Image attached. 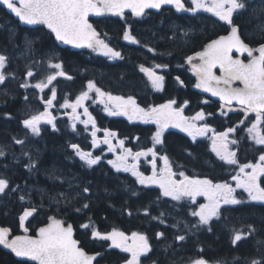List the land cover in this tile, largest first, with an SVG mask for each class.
I'll return each instance as SVG.
<instances>
[{"label": "trees", "instance_id": "obj_1", "mask_svg": "<svg viewBox=\"0 0 264 264\" xmlns=\"http://www.w3.org/2000/svg\"><path fill=\"white\" fill-rule=\"evenodd\" d=\"M6 17L11 16L0 8V19ZM203 20H205L203 17L196 19L185 13L176 14L171 8H162L158 13L149 12L146 19L136 18L131 14H123L119 17L105 16L92 19V25L98 30V37L112 36L109 44L113 53L109 51L106 55H99L90 49L75 51L69 47H59L51 32L44 28L33 31L38 42L32 45V49L38 53L47 49L59 54V61L67 76L57 79L53 86L65 98L77 97L92 86L106 93L130 94L145 110L149 106L173 101L178 106L183 105L187 116L202 111L205 115L202 122L216 130L234 125L236 130L231 136L232 147L236 150V168H239L240 165L252 161L257 153L264 151V148L250 138L246 129L255 115H245L246 121L240 112L224 116L219 112L218 102L211 101L194 88L195 76L188 65V58L226 28L212 19H209L208 24ZM197 22L200 25H197ZM23 28H14L11 39L7 37L5 29H0V51H8L13 44L19 43L20 35L25 33ZM127 30H130L134 38L133 44H128L125 40ZM240 30L247 39L242 27ZM150 33L158 35L152 36ZM248 33L250 35L249 31ZM254 35L255 37L248 39L264 41V30H258ZM142 42L149 44L152 50L139 47ZM151 63L163 68L165 87L162 91L151 88L142 71L144 65ZM94 92L90 94L94 96ZM22 93L18 88L16 102L9 101L8 105L0 107L2 145L10 142L13 137L26 134L22 126V108L25 105L21 101ZM90 109L98 126L117 131L130 145L132 138L136 137L142 141L139 146L152 147L151 137L156 132L154 124L130 123L123 118L111 117L102 112L99 106ZM256 129L260 131V136L264 137V114L259 115ZM83 134L85 133L80 129L74 132L70 130L68 123L60 118L56 119L53 126L47 123L39 139H33L34 143L44 151L38 170H28L20 164L6 176L8 182L5 191L10 190L13 185L34 181L46 188L47 192L51 189L53 192L63 193V196H57L55 199L59 201V205L43 204L36 200L35 205L38 210L29 221L30 234H35L36 227L47 222L48 217L62 216L64 206H71L70 213L64 216L75 227L74 236L79 240L81 247L96 255L95 264H120L126 258V254L120 250L110 248L107 240L92 236L93 230L107 232L111 227L125 233L135 231L147 235L150 249L142 257V264H181L184 260L189 261V258L199 257L208 261H220L234 256L239 258L240 264H264V204L243 203L240 206L229 207L224 211L221 221L212 223L213 231L210 234L205 230L196 234L183 231L184 241L157 239L155 230L160 226L150 219L159 215L157 205L160 204L162 208L159 210L164 211L163 213L171 218L184 217L185 212L174 214L173 206H170L171 203L167 198L160 196L158 188L144 187L138 194L131 196V193L128 194L122 188L121 180L125 177L124 174L120 173L118 176L112 170H106V167L84 168L79 162H64V157L70 155L69 144L79 142L85 146L89 143L84 139ZM61 135L65 136L64 141L61 140ZM160 143V152L170 161L182 164L188 171L195 170L199 176L217 181L222 179L223 170H234V166L225 165L216 158L206 139L193 140L184 132L170 128L162 133ZM52 164L61 168L64 166L65 175L78 177L79 185L70 190L63 181L52 182L43 177V170L47 171V167ZM142 169L146 171L147 168ZM127 180L133 183L131 178L128 177ZM262 181L264 184V177ZM157 198L159 200L155 201ZM24 205L13 195L0 198V227L7 228L12 235L18 233V216ZM77 207L81 209L80 214L72 211ZM144 210H148L147 215L144 214ZM168 221L171 222L170 218ZM228 223L251 228V235L232 247L226 228ZM178 231L174 230L173 234H177ZM162 233L165 237L172 236V232L168 229L163 228ZM257 240H260L258 245L255 243ZM0 264L36 263L18 259L4 245H0Z\"/></svg>", "mask_w": 264, "mask_h": 264}, {"label": "rangeland", "instance_id": "obj_2", "mask_svg": "<svg viewBox=\"0 0 264 264\" xmlns=\"http://www.w3.org/2000/svg\"><path fill=\"white\" fill-rule=\"evenodd\" d=\"M236 2V0H219V3L223 4L220 10L227 12L229 9L233 8ZM192 3L196 9H203L204 7H209L211 9L215 8V2L213 3V1L192 0ZM254 18L257 19L256 17ZM0 28L5 29L4 31H6L7 37L9 36L11 39L14 28L9 26L5 28L3 25L0 26ZM258 30H264V24L262 27L255 24L254 27L251 28V31L255 33H257ZM150 34L152 36L158 35L155 33ZM125 35L127 43L133 44L134 38L132 37L130 30L125 31ZM27 40L23 42V47H25V50H30L28 55H35L36 51L32 49V41ZM110 41H112L111 35H107L106 37H97L94 47L92 46L90 50L99 55H106L109 51L110 53H113L110 49ZM17 45L20 46L21 44L17 43ZM147 45L149 44L142 42L139 44V47H145L152 50V47ZM15 54L21 56L18 52H15ZM34 57L35 58H32L31 56L28 58H21L19 61H15L13 65L10 64L17 72L19 71L23 74L20 83L25 85V89L22 96L25 95L28 102V104L25 103V106L22 108V126L25 127L26 134L25 136L22 135L20 137L11 138L10 142L5 145L0 143V181L7 184L8 179L6 176L10 175L11 170L20 164L28 170H38L39 161L42 158L44 151L40 149V146L37 145V143H34L33 139L37 137V134L33 128L36 127L31 128L30 125L36 126L39 123L45 125L43 123L44 121L48 122V119L54 118L50 116L51 111L56 110V112H60V110L65 108L66 111L71 114L76 113V111L79 113V117L69 115L70 117H66V119H64L68 125L71 126V130L75 131V127L78 128V126L81 125L84 127L80 128L81 132H84L85 136L88 137V135L91 136L93 132H98L97 129L92 132L94 122L93 114L90 108L92 106H99L102 112L110 116L123 118L130 123H140L144 125L154 124L156 126V132L151 137L152 147L150 148L139 146L142 144V141L134 137L132 138L133 140L131 141V145L127 143L125 140L126 138L123 139L125 145L122 152L117 149L115 151L117 154L113 152L110 156H107L110 154L108 150H102L101 152V158H105L104 160L109 163L110 168L115 174L118 176L120 173L125 175V177L121 180V183L123 184L122 188L125 192L128 194L131 193V196H135L144 187H157L160 191V196L162 195L161 197L167 198L168 202H171L170 206H173L172 211L174 214L181 211L185 212L184 217L177 218L178 216H176L171 218L165 215L163 213L164 211L159 210L162 208L160 204H156L159 215L150 217V219L154 220L157 225L160 226L159 228H156L155 233L160 232L163 228L168 229L172 232V236L169 237L166 235L165 237L164 235H161V238L163 240H177L183 238L181 233L185 230L190 234H195L201 230L210 229L214 218L219 217L218 210H220L221 206V204L218 203V207H215L214 203L223 200L221 199L222 196H220L219 192L224 190L227 185H213L202 176H199L195 171H188L182 164L173 163L160 152L161 135L165 130L170 128H174L191 135V138L194 140L206 137L205 133H207V130L202 122L204 118L203 116L195 119L192 117L186 118L178 110L179 107L175 104H173V109H170L169 113L162 111L157 113V108H161L164 104L149 106L148 109L145 110L143 106L136 102L134 96L130 94L106 93L97 90L92 86H89L88 90L72 99L63 97L62 94L54 86H52V88H49L47 91V98L43 99L49 100L52 104L43 105L42 100H38V98L40 99L41 97L38 95L34 96L32 92L34 91L38 93L40 90L39 86L44 87L48 80L54 76H57V79L61 78L59 76L63 71V66L56 53H45L41 57H37L36 55ZM188 61L195 62V59L190 57ZM1 65L3 66L4 64ZM161 68L162 67L154 63L147 66L144 65L142 67V71L146 75L148 84L155 91H161L163 87V74L161 73ZM149 70H152L157 74L156 79L148 74ZM26 73H28L31 77L28 80L23 78ZM93 91H95L94 96L90 94ZM32 96H34L33 99ZM220 109L221 110H219V112L223 115L237 110L227 107H221ZM39 113L41 115H39ZM198 114L201 113L198 112L195 116ZM61 120L63 119L61 118ZM245 120L246 119H244V121ZM247 130L250 134V138L264 148V137H261L260 131L255 128V121H252ZM109 134L110 135L108 137L112 139L110 132ZM103 137L106 136L103 135ZM209 142V146L211 147L213 154L220 162L225 165L234 164V166H236V150H233L232 147L233 139L229 138L228 141H223L220 136H216L214 133H211ZM109 146L110 144L107 143V149H110ZM126 148H131L133 153L127 155ZM142 152H144L143 155H141ZM135 153L137 154L136 156ZM154 156L160 164L162 162L167 163L164 167L160 168V171L157 172L156 176L154 175L152 169V158ZM2 159L5 160L2 161ZM67 160H69V162H79L84 166V168L92 167L100 162V159L96 158V154L93 153L91 149H87L85 152H71L70 155H67ZM143 167L147 168L144 172L141 171L143 170ZM47 169V171H44L45 169L43 170L42 175L49 181H63L65 182L66 188L70 190L79 185L78 177L65 175L64 166L61 168L52 164L49 165ZM236 170H241V174L238 176L239 186L235 184V186L231 187V194L228 197L233 199V196L236 194V192L233 194L235 189L239 190L242 194L240 197H236L238 199L237 202H240L241 204L243 202L254 204L261 202L264 203V197L263 194H261L262 192L256 188L253 182V180L258 177V174L264 176V151L257 153L252 161L240 165ZM128 177L133 180V183H129L130 181L128 182ZM187 178H192L198 181L200 191L197 199L188 201L184 199L182 190L180 189V184L182 183V180ZM174 180L176 181L175 185H173ZM10 195H13L25 205H35L37 199L38 202L43 204L49 203L59 205V201H55V199L57 196H63V193H57L55 191L47 192V189L38 185V183H35L34 181H25L21 184L13 185L8 191L0 190V198L6 196L9 197ZM155 201H158V198L155 199ZM143 212L145 215L148 214V210H144ZM169 218L171 222L168 221ZM174 230L179 231L177 234H173ZM251 232V228H231V239L233 242H237L238 240L249 237ZM93 234L97 236L96 238L98 239L107 240L110 248H117L127 255L126 259L121 264H142L141 259L147 254L149 241L144 233H123L119 229L112 227L107 232H98L94 230ZM255 243L258 245L260 240L255 241ZM230 262L234 263L233 260H230ZM186 264L228 263L221 261L209 263L202 259H195Z\"/></svg>", "mask_w": 264, "mask_h": 264}, {"label": "water", "instance_id": "obj_3", "mask_svg": "<svg viewBox=\"0 0 264 264\" xmlns=\"http://www.w3.org/2000/svg\"><path fill=\"white\" fill-rule=\"evenodd\" d=\"M95 1H99L100 5H96ZM0 4L21 24L35 26L39 23L38 19L42 20L56 40L61 41L62 45L69 44L73 49L88 48L95 42L97 30L90 27L88 17L119 15L122 12L141 15L146 10L158 11L165 6L180 12L183 8L182 0H0ZM246 50L237 29L232 28L228 35L209 42L205 49L198 52L196 56L200 62L192 66L200 74L198 85L203 94L225 104L250 108V113L264 112V45L247 63L231 57V52L243 54ZM216 67L227 70V73L233 71L231 78H239L242 86L233 87L230 80L214 75L213 69ZM150 73L153 78L156 77L155 73ZM183 184L186 197L198 196L195 180L186 179ZM0 186H3L1 181ZM34 213V209L27 208L21 214L19 222L22 232ZM6 236L7 232L0 230V244L5 242ZM10 247L20 257L36 255L39 264H93V256L82 254L72 238L71 230L65 231L56 225L43 228L39 237L16 235Z\"/></svg>", "mask_w": 264, "mask_h": 264}, {"label": "flooded vegetation", "instance_id": "obj_4", "mask_svg": "<svg viewBox=\"0 0 264 264\" xmlns=\"http://www.w3.org/2000/svg\"><path fill=\"white\" fill-rule=\"evenodd\" d=\"M208 1H213V3L215 2V8L211 9L209 7H204L203 9H196L192 3V0H186V4L188 5V7L186 8V12L185 14H187L190 17H194L196 19H199L200 17L205 18V20H203V22L205 21L207 24L210 23L209 19H212L214 21H216L217 23H219L220 26H226V28H224L218 36H216L213 39H216L217 37L220 36H225L228 35V33H230V30L232 28H236L237 29V33L239 35V37L242 39V41L244 42V44L246 45L247 50L245 52H243V54H239L236 52H231V57L233 59L235 58H240V60L243 63H247L252 57H254L255 55H257V49L259 48V46L264 44V41H250L248 38L249 37H255L254 33L251 31V28L254 27L255 24H258L259 26H263L264 24V0H236V4L233 6L232 9H229L227 12H225L224 10H220L223 6V4L219 3V0H208ZM235 1V0H234ZM0 8L4 9L5 12L10 15L11 17L8 18H4V19H0V26H9L11 28H20V27H24V32L20 35V41L19 43L21 44L20 46L17 44H13L14 47H10V49L8 51H0V107L2 106H6L9 104V101L11 102H16L17 100V90L18 88L23 92L25 89V85L20 83L22 80V73L21 72H17L14 68H12V65L15 61H19L21 58H28V57H32L35 58L34 56L36 55L37 57H41L43 54H47V53H56L54 51L49 52L47 49L43 50V52L41 53H37L35 55H28L30 50H25V47H23L24 43L27 39V41L31 40L32 41V45H34L35 43L38 42L37 38L33 35V31L36 29H42V28H46L44 23L39 21V23L35 26H29V25H24L21 24L19 22V20L17 18H15L13 15L9 14L7 12V9L5 6L0 4ZM174 11V10H173ZM112 17V16H110ZM254 17H256L257 19H255ZM98 19L101 17H88V20L91 22L92 24V19ZM146 19V17H145ZM11 20V21H9ZM15 20V23H14ZM197 25H200V23L197 22ZM20 26V27H18ZM243 28L244 33L247 35V39L245 38V36H243L241 34V30L240 28ZM3 29V28H0ZM250 32L247 34V32ZM17 33V32H16ZM15 33V34H16ZM213 39L209 40L199 51L203 50L207 44L212 41ZM248 40V41H247ZM57 44L59 45V47L62 48H66L70 46H62L59 42H57ZM33 47V46H32ZM71 49V48H70ZM73 50V49H72ZM197 51V52H199ZM15 52H18L21 56L15 54ZM32 52V51H31ZM195 62H199L200 60L195 56ZM193 62V61H192ZM1 64H4L3 66ZM12 64V65H10ZM263 66H264V61H263ZM4 68V69H3ZM192 69V74L195 76V89H199L198 85H197V80L199 77V73L197 71H194V69L191 67ZM233 71H229L227 73V70H223V68L220 67H216L213 69V74L218 76V77H224L227 80H230L231 82V86L233 87H241L242 83L240 80H232L231 75ZM66 74L62 71V73L60 74L59 77H64ZM57 77V76H56ZM55 76L52 77L50 80H48V82L46 83V85L44 87L39 86V91L38 93L36 92H32L34 94V96H40L41 98L38 100H42V104L43 105H51L52 103L49 102V100H43L45 98H47V91L49 90V88H52V86L54 85L55 81L57 80ZM163 77V87L162 90L165 87V76L162 75ZM25 80H28L30 77V75L28 73H26L23 77ZM34 81V80H32ZM223 82H220V84H222ZM225 84V83H224ZM47 88V89H46ZM200 93V92H199ZM202 94V93H201ZM26 96L23 95V97H21V101L28 104L27 100H26ZM33 99V97H32ZM207 99V98H206ZM208 100V99H207ZM217 102V101H216ZM219 103V102H218ZM25 106V105H24ZM219 107H227V108H233V109H237V110H242L243 112L240 114H247L246 113V109L240 107V106H233V105H226V104H222L219 103ZM171 108H162L159 111L162 112H166L169 113ZM172 109H173V104H172ZM182 115L184 117L187 118V115L184 114V107H181L178 109ZM221 110V109H220ZM233 112V111H232ZM229 112L228 114L232 113ZM221 113V112H220ZM225 114V115H228ZM264 114V113H261ZM39 115H41L39 113ZM58 116L62 119L66 118V117H70L75 115L76 117H79V113L76 111V113H69L66 111L65 108H63L62 110H60V112H56V110L51 111L50 116L51 117H55ZM70 115V116H69ZM224 115V116H225ZM29 126V125H28ZM30 127H36L33 128L35 129V132L37 135H41L42 131H44V126L42 124H38L36 126L34 125H30ZM93 127L92 128V132L93 130L97 129L98 132L94 133L90 136V143L87 144L86 146L88 148L92 149V152L96 154V158L100 159V162H98V164H95L93 167H106V170H112L110 168L109 163H107L103 158H101V152L102 150H108V152L110 154H108L107 156H110L113 152L116 153L115 151L118 149L120 150V152L123 151L124 149V140L122 138H119L117 133L115 132L114 134L112 133L111 130H103V128H98L96 126V121L93 123ZM205 128L207 130V133H205V136L207 137H203L207 140H209V137L211 135V133H214L216 136H220V138L223 141H228V139L230 138V134L233 133L236 128L234 125L231 126H226L221 130H216L214 127H212L211 125H205ZM109 132L111 133L112 139L107 140L108 136L110 135ZM106 136V137H103ZM61 140L64 141L65 140V136L61 135ZM84 139H87V137H84ZM77 145L79 146V148H76L75 150L78 152H85L82 149V146L79 142H76ZM107 143L110 144L109 148L107 149ZM117 147V148H115ZM106 148V149H105ZM79 149V150H78ZM126 153L127 155H130L133 153L131 148H126ZM117 154V153H116ZM137 154L135 153V156ZM143 155V154H141ZM155 155V154H154ZM64 160L69 162V160H67L66 157H64ZM167 163L162 162L161 164L157 161L156 157L154 156L152 158V169H153V173L156 176L157 172L160 171V168L164 167ZM224 174L222 179H220V183H211L209 180V182L211 184H224L227 185L226 188L224 190H222L221 192H219L220 196H222L221 201L214 203L215 207H218V203L221 204L220 206V210L218 216L221 217V215H223L224 211H227L228 207H236L239 206L241 203L237 202L238 199L236 197H240L241 192H239V190H235L233 191V194L236 192L235 196H233V199L229 198L228 196H230L231 192H230V188L235 186V184L238 185V181L239 178L238 176L241 174V170H223ZM257 173V172H256ZM262 178L263 176L261 174H258V177L253 180L256 188H258V190L260 192H262L261 194H263L264 197V190L262 188V186L264 185L262 182ZM239 186V185H238ZM50 192L52 191L51 189L49 190ZM71 206L66 207L64 206L62 208L63 210V215L60 216V219L56 218L55 216H50L49 217V221L52 219H58L60 220V225L62 227H71L74 229L75 231V227L72 225V222L67 221L64 214L66 213H70V209ZM222 208V209H221ZM38 210V208H36ZM74 213L76 214H80L81 213V209L79 207L75 208L72 210ZM216 218H214L215 220ZM46 223V222H45ZM42 225V224H41ZM37 226L35 231L38 230V228L41 226ZM68 225V226H67ZM213 226V225H212ZM212 226H210L209 230H206L207 233H211L212 230ZM227 233L229 236V241L232 247H235L236 244L239 242H233L231 239V234H230V230L231 228H240V224H235V223H228L227 225ZM19 230V227H18ZM31 231V226H29V221L27 223V233L30 234ZM237 256L234 257H230L228 258L229 261H227V259L225 260L228 264H240V262L238 261L239 258H236ZM230 260H233L234 263H231ZM182 264V263H181Z\"/></svg>", "mask_w": 264, "mask_h": 264}, {"label": "bare ground", "instance_id": "obj_5", "mask_svg": "<svg viewBox=\"0 0 264 264\" xmlns=\"http://www.w3.org/2000/svg\"><path fill=\"white\" fill-rule=\"evenodd\" d=\"M68 170V169H67ZM122 191V190H121Z\"/></svg>", "mask_w": 264, "mask_h": 264}]
</instances>
